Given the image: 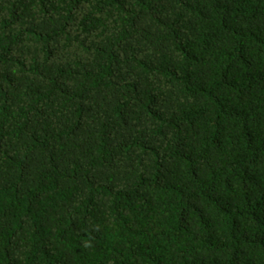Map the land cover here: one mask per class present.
I'll return each mask as SVG.
<instances>
[{"label": "trees", "instance_id": "16d2710c", "mask_svg": "<svg viewBox=\"0 0 264 264\" xmlns=\"http://www.w3.org/2000/svg\"><path fill=\"white\" fill-rule=\"evenodd\" d=\"M0 264H264V0H0Z\"/></svg>", "mask_w": 264, "mask_h": 264}]
</instances>
